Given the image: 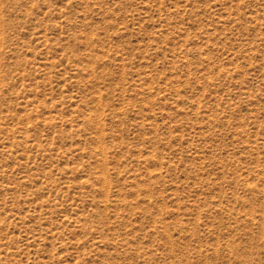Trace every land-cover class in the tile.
I'll list each match as a JSON object with an SVG mask.
<instances>
[{"label": "rangeland", "instance_id": "374dc122", "mask_svg": "<svg viewBox=\"0 0 264 264\" xmlns=\"http://www.w3.org/2000/svg\"><path fill=\"white\" fill-rule=\"evenodd\" d=\"M0 264H264V0H0Z\"/></svg>", "mask_w": 264, "mask_h": 264}]
</instances>
